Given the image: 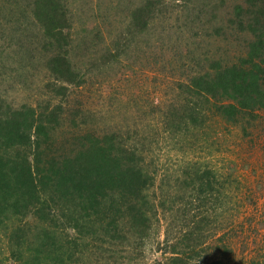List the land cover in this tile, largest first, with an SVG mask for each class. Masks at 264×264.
I'll list each match as a JSON object with an SVG mask.
<instances>
[{
    "label": "trees",
    "instance_id": "16d2710c",
    "mask_svg": "<svg viewBox=\"0 0 264 264\" xmlns=\"http://www.w3.org/2000/svg\"><path fill=\"white\" fill-rule=\"evenodd\" d=\"M60 1L26 0V7L10 27L13 28L11 34L16 36L9 46L16 47L14 51L19 59L43 60L51 73L47 76L49 91L42 99L44 104L22 102L16 107L0 97V227L4 220L16 219L19 223L13 231L5 227L11 242L15 235L21 234L18 244L23 251L17 260L21 264H49L52 253L60 249L56 234L62 223V226L75 229L79 239L84 240L83 246L93 248L95 255L109 256L112 252L114 262L134 264L155 228L154 220L159 218V203L155 202H160L162 208H169L168 211L172 208L166 206L167 203L175 207L180 202L182 215H192L191 224L188 230L178 227L179 222L177 226L167 227L161 244L166 246L165 250L169 249L167 253L171 256L165 263L157 260L152 264H191L195 257L197 264H201L204 238L211 228L218 226L224 212L218 211L211 216L205 212L203 203H195L199 200L195 198H199L198 192L207 190L211 199L209 207L218 210V201L223 198L215 189L217 169L209 167L204 173L202 156L195 151L182 172L183 183L179 177H174V172L170 176L165 174L171 193L158 201L157 188L153 184L157 172H149L147 164L151 161L146 158L151 157L148 151L158 142L160 131L187 129L197 124L198 117L210 116L209 113L223 114L227 121L236 122L237 117L249 110L264 108V0H234L228 16L220 11H224L223 5L228 8L230 0L227 3L226 0H146L136 9V15H145L147 19L143 22L138 18L131 20L138 32L143 33L149 26L152 28L156 22L160 23L163 17L160 7L165 8L173 2L179 6L185 2L186 10L210 15L212 22L219 19L222 23L213 24L218 35H225L229 29L248 34L244 52L249 55L238 63L220 57L204 73L195 77L188 74L184 82L190 89L193 104H183V108L191 111L189 120L184 118L187 114L172 110L170 115L165 113L164 120L156 122L162 126L160 131L153 126L149 129L154 132L146 129L139 136L130 135L127 145L121 135L108 131L101 135L88 132L72 140L64 135L67 144L63 147L56 143L59 128L66 122L62 112L70 110L72 118L69 121L77 126L75 117L86 111L82 100L77 108L70 106L76 99L75 91L86 88L89 83L95 85L98 79L92 74L94 67L110 64L109 58L119 59L117 57L124 51L128 53V45L124 38L108 39V31L101 25L94 24L92 33L86 27H76L70 19L73 14L66 0H62L63 4ZM30 29L38 33H30ZM159 31L165 34L167 26H160ZM89 54L97 57L96 62H92ZM148 107L149 103L142 105L141 112ZM148 133L154 135L148 136ZM77 139L78 143L73 146ZM181 189L187 196L179 201L176 193ZM32 216L38 218L41 225H30L27 218ZM23 219L27 220V226ZM183 235L186 242L179 247ZM222 254L224 259L227 253L223 250Z\"/></svg>",
    "mask_w": 264,
    "mask_h": 264
},
{
    "label": "rangeland",
    "instance_id": "374dc122",
    "mask_svg": "<svg viewBox=\"0 0 264 264\" xmlns=\"http://www.w3.org/2000/svg\"><path fill=\"white\" fill-rule=\"evenodd\" d=\"M27 2L0 0V97L16 107L22 102L38 104L40 101L44 104L42 99L48 96L49 91L46 88L47 76L51 74L43 60L33 59L32 63L25 58L20 60L14 51L16 47L9 46L16 36L11 34V23H14ZM60 2L63 4L62 0ZM145 2L146 0L65 1L73 14V19L69 17L76 27H86L91 32L94 24L101 25L108 31V39L127 40L125 43L128 45V53L124 51L120 54L122 57H117L119 59L109 58L110 64L104 67L97 64L92 73L98 79L97 83H89L86 88L75 91L76 99L70 106L77 108L82 100L86 111L75 117L77 126L69 121L72 118L70 110L62 112V119L66 122L59 128L56 139L58 145L63 147L67 144L66 138L72 140L75 136L78 138L88 132L101 135L108 131L121 135L127 145L130 135L139 136L153 126L160 131L162 126L156 122L164 120L165 113L170 115L172 110L187 114L184 118L189 120L188 113H192L183 108V104H193L190 89L184 82L188 74L195 77L204 73L220 57L227 62L238 63L249 55L244 52L248 34L234 33L229 29L225 35H218L213 24L222 22L219 19L212 22L210 15L186 10L183 7L185 2H181L179 6L173 2L165 8L160 7V15L163 16L160 17V23L156 22L152 28L149 26L143 33L138 32L132 22L137 18L141 22L147 19L145 15H136V9ZM233 3L234 0H230L227 9L223 5L224 11L221 10L220 14L227 15ZM164 25L167 26V32L162 35L159 30ZM30 31L38 33L34 29ZM161 38L163 41H158ZM16 40L14 38L15 42ZM89 55L92 62H96L97 57ZM148 103V109L141 112V106ZM201 103L206 107L204 100ZM209 114L210 116L198 117L197 124L187 129L180 127L177 132L169 129L159 132L161 136L158 142L153 143L151 151H148L151 157L146 158L151 161L147 164L149 172H157L155 182L152 181L155 183L154 188H157L155 196L158 201L163 197L166 199L168 193L170 196L167 176L173 172L174 177H179L183 183L182 172L186 169V162L198 151L202 156L204 173L210 170L209 167L217 169L215 175L218 182L215 189L217 193L221 192L223 200L218 201V210L214 211L209 207L211 202L208 203L211 200L210 194L204 188L205 192L197 193L199 198L195 199L199 200L195 203H203L205 212L208 211L211 216H215L218 211L224 212L218 226L211 228L206 239L204 238L203 250L200 251L203 259L200 263L264 264V108L249 110L237 117L236 122L227 121L222 117L223 114ZM149 130L154 132L153 129ZM66 131L69 133L65 134ZM217 133L219 135L212 143ZM64 135L69 136L65 138ZM77 143L78 139L73 146ZM176 194L181 201V197L184 198L187 192L181 189ZM157 203L159 218L154 220L155 228L143 246L142 255H137L139 258L134 264H152L157 260L165 263L171 253H167L169 249L165 250L166 246L161 243L168 228L173 224L177 226L179 222L178 227L188 230L191 224L189 218L192 215H182L180 202L176 206L173 204L175 207L172 203H167L166 206L172 208L169 211V208H162L160 202H155L156 205ZM60 216L58 213L57 217ZM27 219L30 225H41L34 216ZM22 222L25 224L27 220L23 219ZM17 224L16 219L7 222L4 220L0 227V264H21L17 260V257L21 258L23 251V247L18 244L21 234L15 235L11 242L8 240L10 233L5 229L9 226L13 231ZM59 226L56 236L60 249L52 253L49 264H120L111 259L112 252L108 253L109 256H100L98 253L95 255L93 248L83 246L84 240L79 239L71 226H62V223ZM185 242L183 235L179 247ZM216 247L222 249L217 250ZM223 250L227 253L224 259ZM197 262L195 257L191 264Z\"/></svg>",
    "mask_w": 264,
    "mask_h": 264
}]
</instances>
